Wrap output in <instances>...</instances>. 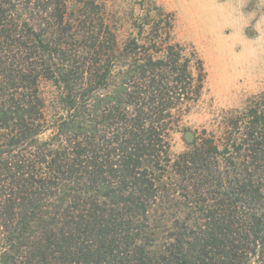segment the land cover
Masks as SVG:
<instances>
[{
    "label": "trees",
    "instance_id": "obj_1",
    "mask_svg": "<svg viewBox=\"0 0 264 264\" xmlns=\"http://www.w3.org/2000/svg\"><path fill=\"white\" fill-rule=\"evenodd\" d=\"M83 4L0 0V264H264V93L173 154L202 61Z\"/></svg>",
    "mask_w": 264,
    "mask_h": 264
},
{
    "label": "rangeland",
    "instance_id": "obj_2",
    "mask_svg": "<svg viewBox=\"0 0 264 264\" xmlns=\"http://www.w3.org/2000/svg\"><path fill=\"white\" fill-rule=\"evenodd\" d=\"M64 1L70 18L80 14L83 3L99 6L118 53L135 39L156 58L166 45L179 44L185 55L202 61L203 87L199 98L182 108L171 132L173 154L185 152L190 136L203 131L219 137L231 115L264 93V0ZM41 93L53 115L58 110L55 87L44 81Z\"/></svg>",
    "mask_w": 264,
    "mask_h": 264
},
{
    "label": "water",
    "instance_id": "obj_3",
    "mask_svg": "<svg viewBox=\"0 0 264 264\" xmlns=\"http://www.w3.org/2000/svg\"><path fill=\"white\" fill-rule=\"evenodd\" d=\"M193 140V136H190V138H189V143L191 142Z\"/></svg>",
    "mask_w": 264,
    "mask_h": 264
},
{
    "label": "bare ground",
    "instance_id": "obj_4",
    "mask_svg": "<svg viewBox=\"0 0 264 264\" xmlns=\"http://www.w3.org/2000/svg\"><path fill=\"white\" fill-rule=\"evenodd\" d=\"M191 5V4H190ZM210 6V5H209ZM207 8H208V6H207ZM210 8V7H209ZM212 8V7H211ZM191 10V9H190ZM209 10V9H208ZM212 11H213V9H211ZM189 12V11H188ZM211 20V19H210ZM206 21V20H205ZM214 23V22H213ZM247 69H249V68H247ZM250 72V71H249Z\"/></svg>",
    "mask_w": 264,
    "mask_h": 264
}]
</instances>
